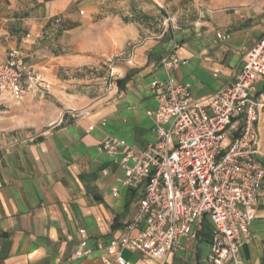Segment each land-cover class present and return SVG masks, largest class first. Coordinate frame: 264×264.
Returning a JSON list of instances; mask_svg holds the SVG:
<instances>
[{"label":"crops","instance_id":"obj_1","mask_svg":"<svg viewBox=\"0 0 264 264\" xmlns=\"http://www.w3.org/2000/svg\"><path fill=\"white\" fill-rule=\"evenodd\" d=\"M200 2L0 0V62L19 50L49 85L21 100L0 94V264H104L97 250L125 235L140 198L104 143L144 148L156 139L154 89L168 77L162 60L173 41L167 16L180 26L181 65L171 75L199 100L232 84L264 39V0H235L233 13ZM250 231L238 260L264 264V183ZM213 237L206 217L168 264H209ZM83 242L96 252L77 259Z\"/></svg>","mask_w":264,"mask_h":264},{"label":"built area","instance_id":"obj_2","mask_svg":"<svg viewBox=\"0 0 264 264\" xmlns=\"http://www.w3.org/2000/svg\"><path fill=\"white\" fill-rule=\"evenodd\" d=\"M165 23L172 26L173 41L162 60L168 77L154 89L155 141L144 148L111 137L104 143L106 154L119 158L124 184L140 193L135 216L121 239L97 252L104 264H132L124 251L168 264L169 256L182 249L185 238H196L209 217L214 225L209 264H240L238 255L250 242L264 183V39L246 54L232 84L199 100L171 75L181 65L175 37L180 26L169 16ZM115 60L107 62L113 66ZM114 79L111 68L110 81ZM48 89L19 50L0 62V94L21 100L29 92L45 94ZM3 106L0 114L7 110ZM87 245L81 243L77 259L96 252Z\"/></svg>","mask_w":264,"mask_h":264},{"label":"rangeland","instance_id":"obj_3","mask_svg":"<svg viewBox=\"0 0 264 264\" xmlns=\"http://www.w3.org/2000/svg\"><path fill=\"white\" fill-rule=\"evenodd\" d=\"M193 1V0H189ZM219 1L220 5L222 7H219V9L225 10L227 13H233L234 12V7H237V4L235 3V0H201L200 3H202L204 6H210L213 7V5H216V2ZM253 4V3H249Z\"/></svg>","mask_w":264,"mask_h":264}]
</instances>
